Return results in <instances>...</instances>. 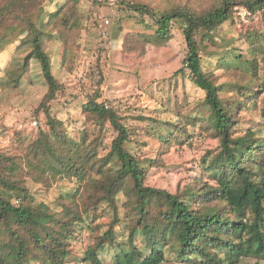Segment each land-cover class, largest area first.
Returning a JSON list of instances; mask_svg holds the SVG:
<instances>
[{
  "label": "trees",
  "instance_id": "trees-1",
  "mask_svg": "<svg viewBox=\"0 0 264 264\" xmlns=\"http://www.w3.org/2000/svg\"><path fill=\"white\" fill-rule=\"evenodd\" d=\"M47 1L55 0H0L2 89L18 88L32 60L39 61L48 87L35 110L36 117L45 114L46 125L32 137L18 132L12 150L0 149V264H81L70 261L72 240L89 230L93 242L84 260L94 264H103L99 254L107 246L116 248V264H163L170 244L178 264H193L196 259L201 264H246V259L263 264L264 133L241 126L242 112L258 108L264 90V27L256 45L248 47V56L234 51L246 30L230 40L218 37L226 22L241 20L240 8L251 20L260 18L264 23V0H207L200 13L193 10L191 0L161 6L119 1L137 23L151 29L125 31L127 53L145 54L150 44L167 45L179 24L188 42L187 68L211 108L203 126L220 147L204 159L209 178H196L176 193L147 183L149 171L162 157L142 164L130 146L138 135L136 128L118 107L103 99L102 81L82 108L86 122L100 126L93 137L87 132L73 135L66 122L52 113V102L65 85L53 73L51 56L44 48L47 30L39 20ZM56 7L48 25L68 48L71 39L86 28V14L79 0L57 1ZM120 30L124 31L123 26ZM206 41L222 51L211 52ZM207 52L220 65L230 63L252 74L258 83L253 87L217 83L205 67ZM260 115L264 119V106ZM186 118L160 132L163 148L191 136L188 123L197 121L185 123ZM106 125L113 139L109 151L101 154ZM65 178L74 179L75 186L63 188L52 203L38 199V192L32 191L31 183L51 189L54 180ZM121 194L128 199L124 216L118 202ZM101 204L112 210L106 229L89 222ZM117 226L127 231L126 245L119 241Z\"/></svg>",
  "mask_w": 264,
  "mask_h": 264
},
{
  "label": "rangeland",
  "instance_id": "rangeland-1",
  "mask_svg": "<svg viewBox=\"0 0 264 264\" xmlns=\"http://www.w3.org/2000/svg\"><path fill=\"white\" fill-rule=\"evenodd\" d=\"M57 1L64 0L46 2L45 13L39 20L47 30L44 48L51 56L52 71L65 85V90L52 102V113L66 122L73 135L78 137L81 132H87L90 138L93 137L99 132L100 126L88 124L82 108L88 101V95L102 81L100 87L103 99L118 107L125 115L126 122L136 128L138 135L130 146L142 158V164L147 165V160L162 157L160 164L149 171V185L176 193L182 192L196 178H202L206 173L204 159L219 149L220 142L203 126L205 118L211 114V108L205 101L204 91L194 83L187 68L185 60L188 56V42L179 24L174 26V37L167 45L150 44L145 54L127 53L123 48L125 31L151 29L137 23L134 14L120 6V0H115L113 4L79 0L80 8L86 14L87 25L71 39L70 46L65 48L57 33L48 25L52 12L57 8ZM139 1L161 6L168 1L178 0ZM206 2L207 0H191L190 5L195 12L200 13ZM240 14L241 20L237 17L234 22L229 20L223 25L224 32L218 40H223V36L229 40L232 36L239 37L246 30L245 38L235 43L234 51L236 54L248 56L247 49L256 45L264 23L260 18L251 20L243 8H240ZM103 16L109 18L107 23L102 24ZM120 26H123L124 31L121 32ZM207 41L206 47L211 52L222 51ZM258 58L263 65L259 54ZM205 67L212 72L214 80L219 84L231 82L253 87L258 83L252 74L233 64L220 65L216 56H209L208 52L205 55ZM2 75L4 72H0V77ZM47 89L38 60L31 61L29 71L21 79L18 88L2 89L0 85V149L12 150L17 142L18 132H22L23 137H32L37 134L40 126L46 125L45 114L41 112L36 117L35 110ZM263 106L264 90L259 96L258 108H249L242 112L241 127L260 128L264 133V119L260 115V108ZM182 116L187 117L185 123L189 119L197 121L195 125L188 123L191 136L184 142H175L163 148L160 132H166L167 126L178 123ZM35 120L38 121L37 125L33 123ZM112 139L113 131L106 125V131L102 135L103 145L100 146L101 154L109 151ZM205 178H209L208 175ZM75 183L74 179L65 178L54 180L51 189L32 183L31 188L38 192V199L43 197L52 203L63 188L68 190ZM118 202L120 213L124 216L128 199L121 194ZM111 217L112 210L101 204L94 221L90 219L89 222L100 224L102 229H106ZM117 229L119 241L126 245L127 231L120 226ZM138 238L141 244V237ZM92 242L93 235L90 230L73 238L70 261L94 264L91 260H84L86 250ZM171 247L172 244L166 247L168 261L163 264H178ZM115 254L116 248L107 246L99 256L103 264H116ZM195 261L197 262L193 264H201L198 259ZM254 262L245 260L246 264Z\"/></svg>",
  "mask_w": 264,
  "mask_h": 264
},
{
  "label": "built area",
  "instance_id": "built-area-1",
  "mask_svg": "<svg viewBox=\"0 0 264 264\" xmlns=\"http://www.w3.org/2000/svg\"><path fill=\"white\" fill-rule=\"evenodd\" d=\"M100 1H103L104 3H108V4H113L115 0H100ZM108 20H109V18L107 16H103L102 17V22H103L102 24L107 23ZM104 32H106V31H104ZM33 123H34V125H37V120H35Z\"/></svg>",
  "mask_w": 264,
  "mask_h": 264
}]
</instances>
